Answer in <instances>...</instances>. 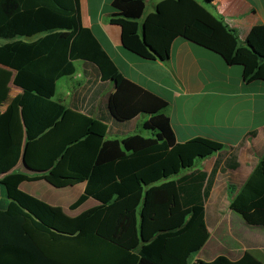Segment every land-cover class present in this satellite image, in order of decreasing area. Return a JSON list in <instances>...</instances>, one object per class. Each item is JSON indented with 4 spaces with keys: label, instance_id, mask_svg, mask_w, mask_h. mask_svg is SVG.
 I'll return each instance as SVG.
<instances>
[{
    "label": "trees",
    "instance_id": "16d2710c",
    "mask_svg": "<svg viewBox=\"0 0 264 264\" xmlns=\"http://www.w3.org/2000/svg\"><path fill=\"white\" fill-rule=\"evenodd\" d=\"M147 0H114L112 21L141 18ZM174 35L189 29L264 65V53L241 42L208 0H164L145 18ZM131 53L165 61L137 35ZM97 78L114 87L106 112L93 116L55 99L56 83ZM0 66L20 89L0 114V264H199L191 257L208 239L205 204L218 173L234 171L245 140L236 146L195 137L176 143L167 102L121 76L92 33L82 27L78 0H0ZM139 124L135 128L133 122ZM109 123V126H108ZM217 155L209 172L199 165ZM232 197L229 209L248 227L264 230V151ZM23 162V172L16 171ZM45 181L56 189L84 185L69 206L96 205L65 216L19 189Z\"/></svg>",
    "mask_w": 264,
    "mask_h": 264
},
{
    "label": "crops",
    "instance_id": "0c3cea01",
    "mask_svg": "<svg viewBox=\"0 0 264 264\" xmlns=\"http://www.w3.org/2000/svg\"><path fill=\"white\" fill-rule=\"evenodd\" d=\"M78 1L82 27L92 33L119 74L167 102L164 114L169 118L176 143L204 137L226 146H236L247 133L258 132L255 137L245 140L237 156L238 167L217 174L205 204L208 239L190 261L199 264H264V230H249L229 209L232 197L256 165L257 153L264 151V65L260 73L254 75V62L238 57L228 63L225 47L203 39L189 29H184L182 35H174L147 25L146 16L164 0H147L141 18L129 25L112 21L114 0ZM208 1L224 22L236 31L241 42L248 41L264 53V0ZM134 35L165 61H144L131 53ZM74 64L75 73L57 81L55 99L66 107L93 116L105 113L113 85L108 82L100 92L103 83L97 78H85L82 62ZM13 78L12 70L0 66V114L20 93V89H14ZM60 82L64 84L58 91ZM138 124V121L133 122V127ZM216 156L205 159L199 167L209 172ZM204 162L208 163L207 167ZM16 171H24L21 163ZM81 186L84 189V185ZM0 187V209H5L8 201L6 197L2 199L5 192L3 186ZM53 188L45 181L23 182L19 186L24 193L51 207L70 211V205L65 203L63 189L66 188ZM222 206L226 209L221 210ZM78 209L70 211L72 216L81 213ZM226 216L229 217V226L224 223ZM233 219L240 223L239 228H231Z\"/></svg>",
    "mask_w": 264,
    "mask_h": 264
},
{
    "label": "rangeland",
    "instance_id": "374dc122",
    "mask_svg": "<svg viewBox=\"0 0 264 264\" xmlns=\"http://www.w3.org/2000/svg\"><path fill=\"white\" fill-rule=\"evenodd\" d=\"M77 68L80 70V66L79 65H77ZM63 82V81H62ZM62 82H60L59 84H58V91L59 90H61V88H62V86H63V84L64 83H62ZM14 89H16L17 90V88L15 87ZM203 164V163H202ZM204 166L205 167H207L208 166V163H206V162H204ZM1 188V187H0ZM53 189H55V188H53ZM55 190H58V189H55ZM64 190V192H66L65 194H66V196H65V203H67L68 205H71L73 202H75L77 199H78V197L83 193V187L81 186V185H77V186H75V187H71V188H66V189H63ZM22 191V190H21ZM2 199L3 200H5V196H4V194H2ZM95 206V203H94V201L92 200V199H89V200H87L79 209H78V211H80V212H82V211H86V210H88V209H90V208H92V207H94ZM63 207V206H62ZM60 209V208H59ZM63 209V208H62ZM61 209V211H62V213L65 215V216H67V217H75V216H72V214H71V212L70 211H68V209L67 210H62ZM221 210H224V209H226V206H222L221 208H220ZM236 218H239V220H242L241 219V217L240 216H238V215H234ZM234 217V218H235ZM229 220V217H225L224 218V223L226 222V224H228V226L230 225V223L228 222L227 223V221ZM236 226L239 228L240 227V223H238L237 221H235V219H233L232 220V223H231V228H233V229H235L236 228ZM246 226V225H245ZM249 230H255V229H257L256 227H248V226H246ZM259 229H261V228H259ZM262 230V229H261Z\"/></svg>",
    "mask_w": 264,
    "mask_h": 264
},
{
    "label": "water",
    "instance_id": "95a60500",
    "mask_svg": "<svg viewBox=\"0 0 264 264\" xmlns=\"http://www.w3.org/2000/svg\"><path fill=\"white\" fill-rule=\"evenodd\" d=\"M21 164L23 165V162H21Z\"/></svg>",
    "mask_w": 264,
    "mask_h": 264
}]
</instances>
